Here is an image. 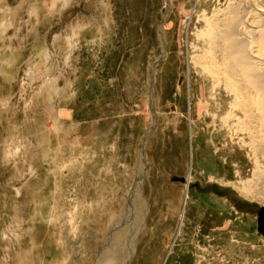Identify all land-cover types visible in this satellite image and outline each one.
I'll use <instances>...</instances> for the list:
<instances>
[{"label":"rangeland","instance_id":"1","mask_svg":"<svg viewBox=\"0 0 264 264\" xmlns=\"http://www.w3.org/2000/svg\"><path fill=\"white\" fill-rule=\"evenodd\" d=\"M227 2L168 1L156 129L131 197L129 152L150 122L147 76L162 51L165 0H0V264H163L175 256L166 245H191L184 233L206 241L198 210L223 205L196 193L206 190L239 197L249 233L236 223L248 242L233 239L229 254L205 249L200 264H264L254 217L264 200L224 184L253 180L254 165L215 117L225 103L215 109L193 63L203 17Z\"/></svg>","mask_w":264,"mask_h":264},{"label":"bare ground","instance_id":"2","mask_svg":"<svg viewBox=\"0 0 264 264\" xmlns=\"http://www.w3.org/2000/svg\"><path fill=\"white\" fill-rule=\"evenodd\" d=\"M203 18L205 27L198 32L201 44L193 63L199 68L198 74L210 80L208 92L215 109H222V99L225 103V111L214 113L215 117L229 130L230 142L243 150L254 165L253 180L224 184L246 198L257 199L261 195L264 200V0H228L224 8ZM33 74L32 68L26 73L29 79ZM139 155L137 177L143 175L145 167L144 154ZM141 180L142 177L137 178L133 193ZM122 211L124 208L115 216L119 217ZM105 241L104 238L103 244Z\"/></svg>","mask_w":264,"mask_h":264},{"label":"crops","instance_id":"3","mask_svg":"<svg viewBox=\"0 0 264 264\" xmlns=\"http://www.w3.org/2000/svg\"><path fill=\"white\" fill-rule=\"evenodd\" d=\"M147 83H148V76H147ZM151 108L152 107L150 104V94H149L147 110L149 111L150 115H148L147 119L150 122L142 130L141 141H140L141 145H140L139 149L137 150V152L134 150L133 154H131V155L129 152V156H131V158L133 159L132 163H131V166H132L131 167V177H130L131 184L129 185V190L132 188V186L134 184V179H135V171L134 170L136 168V163L138 160V154H139V151L142 147L143 141H145L144 142V148H143V154H144V151L147 148L148 142L151 140V136L156 129V116H155V125H153V116H152ZM155 108H156V106L154 105L153 110H154L155 114H157V112L155 111ZM150 128H151V130H150ZM146 134H147V136H146ZM181 136L182 135H180L179 137H181ZM167 138H169V137H167ZM171 139L172 138L170 137L169 141ZM111 147H112V145L108 148L112 149ZM144 158H145V156H144ZM144 164H145L144 166L147 167V163L145 162V160H144ZM145 167H144V169H145ZM145 171L146 170H144V174H145ZM211 176L213 177V175H211ZM177 178H180V177H174L172 179H177ZM180 179H182V178H180ZM206 182L211 183L212 181L206 179ZM163 188L164 187L161 186L162 190H164V189L167 190L166 187L164 189ZM164 191H162L161 198H162V200L167 201L166 197L164 196L165 195ZM196 193L203 194L206 196H208L209 194L217 195L220 198V200H218V202H220V203L222 202L223 205H220V206L207 205L201 211L197 209L198 212H201L200 215L198 214L197 222L202 223L203 221H205L204 224L207 226V229H208L207 234L203 235L206 238V241L201 240L200 237L197 236L196 237L197 242H195V240H194L195 235L193 233H190V232L184 233V235L192 241L191 245L190 246H189V244L180 245L177 247L176 250L173 249L174 248L173 245H171V246H170V244H169V246L166 245L163 249L166 251H167V249L170 250V252L175 256L172 258L171 261H168L169 259L167 258L163 262V264H181L180 260H184V262L182 264H200L201 256H203V254H205L206 251L208 252V248H216V246H220L222 244L223 245L222 246L223 252L225 254L226 253L229 254L232 251L233 239H234V241H237L236 238H239V239H243L244 242H248L244 237H242L240 235L239 232H241V231H239V230L237 231L236 226H235L236 223H237V225H243L244 230L249 233V227H248V223H247L248 222V219H247L248 210H247L245 203L239 197H236V199L235 198L233 199L230 193L217 194V193L212 192L210 190H206L203 193L202 192H196ZM176 201H178V198L175 199V202ZM177 207L175 209H178ZM233 208L235 209L234 211L239 214V216H236V217L232 216ZM254 215H256L254 217H256L255 218V226H256L255 229L257 231V232L255 231V233L258 234V232L261 233L257 229L258 211H256V213H254ZM204 217H206V220H204ZM189 234H191V235H189ZM203 242L207 243V245L201 244ZM205 249H206V251H205ZM155 257H156V252H155V254L152 255V257H151L152 260H155ZM187 258L189 260L186 262Z\"/></svg>","mask_w":264,"mask_h":264},{"label":"water","instance_id":"4","mask_svg":"<svg viewBox=\"0 0 264 264\" xmlns=\"http://www.w3.org/2000/svg\"><path fill=\"white\" fill-rule=\"evenodd\" d=\"M165 2H166L165 12H164V15L162 17L161 23H160V25L158 27V34H159L160 41H161L162 51H161V54L150 64V66L148 68V87H149V94H150V104H151V107H152L151 108V112L153 114V125H155V114H154V111H153V106H154V100H153L154 99V96H153V80H154L153 79V72H154V69H155L156 62L165 55V49H164L165 36L163 34L162 25H163V22L166 19L168 13H169L168 0H165ZM150 130H151V128H150ZM146 136H147V134H146ZM144 142L145 141H143L142 147H141V149L139 151V154H141V157L143 156ZM137 178H138V180L141 179L140 176L137 177ZM135 187H136V183H134L132 188H131L130 196L133 194V190H135ZM128 199H129V196L127 198V201H128ZM262 211H263L262 214H261V210L258 212L257 229L264 236V210L262 209Z\"/></svg>","mask_w":264,"mask_h":264}]
</instances>
